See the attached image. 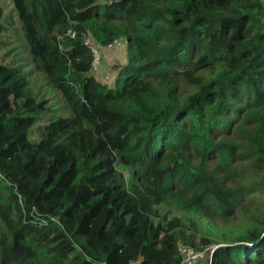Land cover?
<instances>
[{"label": "trees", "instance_id": "16d2710c", "mask_svg": "<svg viewBox=\"0 0 264 264\" xmlns=\"http://www.w3.org/2000/svg\"><path fill=\"white\" fill-rule=\"evenodd\" d=\"M12 3L71 115L31 139L50 107L0 61V264H264V0ZM88 36L124 41L114 87Z\"/></svg>", "mask_w": 264, "mask_h": 264}, {"label": "rangeland", "instance_id": "374dc122", "mask_svg": "<svg viewBox=\"0 0 264 264\" xmlns=\"http://www.w3.org/2000/svg\"><path fill=\"white\" fill-rule=\"evenodd\" d=\"M0 7L3 10V21L9 27L7 36H4L6 43L12 41L11 45L5 46L0 49V61L4 63H9L13 60L17 62H23L24 68L29 71V85L33 93L36 95L37 99H45L46 105L50 107V111L44 119L37 121L33 125V129L30 132V137L33 140H37L41 135V126H44L50 119L55 117H66L71 115V109L66 103L62 94L53 87L47 80L45 74L38 71L34 67V63L31 60V55L28 52L27 44L23 38L21 32V21L18 13L15 11L12 0H0ZM10 36V37H8ZM4 40V39H3ZM18 47L20 53L17 49L11 48ZM10 50L8 54L7 50ZM101 63L98 70L94 74L101 80H104L110 87H114V77H112L116 66L122 65L125 62V43L124 41L118 42L111 47L101 48ZM8 54V56H7ZM250 173L245 172L247 177ZM255 205L264 204V195L257 194L254 196ZM253 205L251 202L250 206ZM242 219L240 217L239 221ZM199 220L207 226L213 233H221L224 231L220 221L211 216L207 215L203 218L199 217ZM201 264V263H197Z\"/></svg>", "mask_w": 264, "mask_h": 264}, {"label": "built area", "instance_id": "2783aa9c", "mask_svg": "<svg viewBox=\"0 0 264 264\" xmlns=\"http://www.w3.org/2000/svg\"><path fill=\"white\" fill-rule=\"evenodd\" d=\"M71 36H74V33L69 32ZM119 41L116 40L114 43L110 44L109 46L111 47L112 45L118 43ZM85 44H87L90 47V50L92 51L93 54V59H92V71H97L100 63H101V51L100 47L93 41V39L88 36L85 39ZM108 46V47H109ZM215 246H213L210 250V253L213 251ZM180 253L183 254L184 256V263L185 264H197L199 263V260L203 259L206 257V254L204 251H196L190 247L187 246H179L178 247Z\"/></svg>", "mask_w": 264, "mask_h": 264}]
</instances>
